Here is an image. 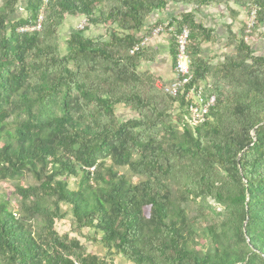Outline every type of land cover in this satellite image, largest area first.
I'll list each match as a JSON object with an SVG mask.
<instances>
[{
	"label": "trees",
	"instance_id": "16d2710c",
	"mask_svg": "<svg viewBox=\"0 0 264 264\" xmlns=\"http://www.w3.org/2000/svg\"><path fill=\"white\" fill-rule=\"evenodd\" d=\"M1 1L0 179L35 183H14L15 212L0 200V264H264V55L249 44L264 27V0H26L21 17L19 0ZM170 3L224 5L233 17L232 5L247 17L255 9L249 31L246 21L227 29L219 58L202 54L216 36L194 13L171 20L189 29L191 82L209 78L216 97L198 125L182 98L139 70L154 59L148 46L130 53L149 34V15ZM68 16L85 22L62 52ZM98 26L105 34L85 35ZM117 106L132 115L118 120ZM121 167L143 180L128 181ZM68 215L104 253L56 230Z\"/></svg>",
	"mask_w": 264,
	"mask_h": 264
},
{
	"label": "crops",
	"instance_id": "0c3cea01",
	"mask_svg": "<svg viewBox=\"0 0 264 264\" xmlns=\"http://www.w3.org/2000/svg\"><path fill=\"white\" fill-rule=\"evenodd\" d=\"M231 8L237 10L234 6ZM183 12L194 13L197 21L212 29L216 36L215 41L201 44L202 54L205 57L219 58L222 52L227 50L224 42L228 28L234 33L240 31V27L237 26L240 15L233 17L224 5L195 6L183 3H170L161 10L153 11L146 20V29L164 21H171ZM261 29L263 30L264 27ZM172 44L171 34L161 33L154 36L148 45V49L154 53V59L143 61L139 65V70L148 71L157 78L156 83L167 82L173 78Z\"/></svg>",
	"mask_w": 264,
	"mask_h": 264
},
{
	"label": "built area",
	"instance_id": "2783aa9c",
	"mask_svg": "<svg viewBox=\"0 0 264 264\" xmlns=\"http://www.w3.org/2000/svg\"><path fill=\"white\" fill-rule=\"evenodd\" d=\"M40 19V18H39ZM255 9L249 12L246 19V30L249 31L254 24ZM85 20L79 23V29L84 26ZM39 22L35 26H25L19 28V31L38 29ZM161 33L171 34L175 40V57L173 64V78L167 82H158L156 87L169 96L182 98L185 102L187 111V120L191 125L203 123L216 102L214 94L209 92L211 80L208 78L197 84L191 82L192 74L190 69L189 57L187 54V41L189 29L186 26L177 28L175 23L164 21L151 27L149 34L135 44L130 53L138 51L140 48L147 47L152 38Z\"/></svg>",
	"mask_w": 264,
	"mask_h": 264
},
{
	"label": "rangeland",
	"instance_id": "374dc122",
	"mask_svg": "<svg viewBox=\"0 0 264 264\" xmlns=\"http://www.w3.org/2000/svg\"><path fill=\"white\" fill-rule=\"evenodd\" d=\"M0 0V4H1ZM26 0H19L18 7H17V12L14 15L15 17H21L26 15L25 11V6ZM233 6V5H232ZM234 8H237L240 15L238 17L237 21V26L240 27V29L243 27L244 22L247 19V15L245 14V11L234 6ZM81 21V18H76V17H70L68 16L67 19L64 21V23L61 25L59 32H60V41H61V50L62 52L65 51V40L68 37L70 31L72 30H79V23ZM103 35L105 34V28L102 26L98 27H91L85 31V35L87 36H98V35ZM249 44L252 46L253 50L256 53H262L264 54V29H259L257 33L252 35L249 38ZM176 113V111L174 112ZM116 114L118 116V120H125L129 118L132 115V112L129 110L125 109L122 106H117L116 107ZM119 172L124 174V176L128 179V181L132 183H137L141 180H143V177L140 175H136L133 172H131L127 167H121L118 168ZM19 182L23 185H30L34 184L35 182L31 178L29 174L23 176L22 178H19L18 180H10V179H0V200L4 199L8 202L9 208L12 209V211H16L18 206H19V199L18 197L14 194L13 192V185L14 183ZM77 180L73 177L70 178V186L74 187L76 184ZM208 202L211 205H215L212 200H208ZM61 210H66V205H61L60 206ZM185 212L188 217H193L196 215V206L193 202H189L184 205ZM213 215L209 214L205 218H200L199 221L202 222L204 219H210L212 218ZM55 228L58 230L60 233H65L68 232L72 236H78L74 230V225L71 222L70 216H66L64 219L56 220L55 221ZM83 233L81 236L79 235L78 238L80 241L85 245L86 249L88 251H92L95 253H104V249L102 247V244L99 242H93L91 239H88V236L91 235L90 232H88L87 229L82 230ZM196 232L198 235L203 238L204 240H208L206 235H203L202 230L196 226ZM88 235V236H87ZM114 258V263L115 264H132L130 262H127L120 256H115Z\"/></svg>",
	"mask_w": 264,
	"mask_h": 264
}]
</instances>
